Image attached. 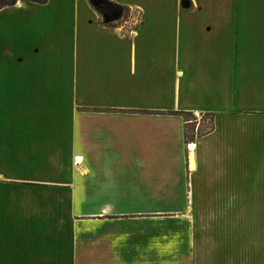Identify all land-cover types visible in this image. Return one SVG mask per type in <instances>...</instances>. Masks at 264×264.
Instances as JSON below:
<instances>
[{
    "label": "crops",
    "instance_id": "1",
    "mask_svg": "<svg viewBox=\"0 0 264 264\" xmlns=\"http://www.w3.org/2000/svg\"><path fill=\"white\" fill-rule=\"evenodd\" d=\"M110 1L140 15L135 32L87 0L0 10V264H218L203 203L250 201L222 186L264 155V0ZM186 113L213 130L187 142ZM158 169L182 173L126 182ZM157 202L184 203L177 225L128 206Z\"/></svg>",
    "mask_w": 264,
    "mask_h": 264
},
{
    "label": "rangeland",
    "instance_id": "2",
    "mask_svg": "<svg viewBox=\"0 0 264 264\" xmlns=\"http://www.w3.org/2000/svg\"><path fill=\"white\" fill-rule=\"evenodd\" d=\"M6 3L8 2L0 0V10L3 9ZM7 14L16 17L18 12H6V14L2 17V23ZM121 15L125 18H122ZM125 20H129V22L125 23ZM103 21L106 25H116L122 23L123 26L127 27L129 32L133 33L139 27L141 17L137 12L128 13L126 11L119 12L117 10L108 9L104 12ZM8 25H10L9 29L13 30L12 33L16 35L17 31L14 29V25ZM187 118L192 120V124L189 125L187 129V133L191 137L198 133L201 128V124L204 122L209 123L208 119L204 121L197 119L199 116H189ZM262 157L264 158V155L261 156L260 154H256V163H254L256 165H253V162L250 164L247 162L246 165H248V167H244L245 165L240 162V167L238 169L236 167V169L232 171L233 177L231 179L228 178L229 180L225 181L224 186H222V189L225 190H227L226 188L228 187L230 189L229 193L233 192L231 191L232 188L235 190L233 193L239 194L240 198L249 197L250 201H247L246 203H203L205 208L214 205L211 208L214 211V219L209 222V227H211V229H209L208 232L209 238L214 239L217 244L214 253H216V262H218V264H264V160ZM153 173L152 175L154 176L151 181L143 179L138 181L127 180L126 182H135L133 184L138 188L152 190L163 187H173V175H180L182 172L179 170L172 171L158 169L153 170ZM228 181L231 185H229ZM194 182L199 183V180L194 178ZM244 189H247V191H243ZM79 193L82 194L81 191H79ZM137 193L142 195H151L155 194L156 191L142 190ZM128 206L129 208L135 209L140 208L143 210L159 211L161 213V217L164 218L161 219V226H172V224L177 225L176 223H173L171 219H168V217H179L184 211V203L182 202H157L152 204L128 203ZM76 212L84 214L86 212V206L82 203H77ZM169 214L172 215L169 216ZM243 216H246L247 218ZM175 219L179 220V218ZM148 232H150V235L146 236ZM167 235L171 234L166 227L159 229L155 228L150 231L144 230L142 233L138 234V238H143L144 241L146 240L148 242L152 241L156 245L157 242L159 243V241L162 238L164 239L167 237ZM127 239L129 242L128 255L131 259L132 252L130 247L131 245L132 247L135 246L137 244V240L140 242V239H137L136 233L132 232L131 229L127 232ZM137 252L143 255L146 250L141 248V250H137ZM175 261L170 264H176ZM160 264L168 263L161 260ZM177 264L182 263L180 262Z\"/></svg>",
    "mask_w": 264,
    "mask_h": 264
},
{
    "label": "trees",
    "instance_id": "3",
    "mask_svg": "<svg viewBox=\"0 0 264 264\" xmlns=\"http://www.w3.org/2000/svg\"><path fill=\"white\" fill-rule=\"evenodd\" d=\"M3 1L8 2L3 7V8H5V7H8V6L16 5V3L19 0H3ZM29 1L38 2V3H45L47 0H40V1L29 0ZM87 1L91 5V7L95 10V12L98 14L101 24L104 25V26H107V27H114L115 25H106L104 23L103 19H104L105 10L113 9V10H117L119 12H125V11L128 12V13L131 12V10L128 7L122 6V5L117 4V3L113 2V1H110V0H87ZM121 17L125 18L123 15H121ZM184 116H185V118H187L189 116L193 117L194 115L191 114V113H186ZM205 118H210L209 123L204 122L203 129H199V131H198V133H196V135H193L191 137L187 133L188 127H187V129H185V139H186L187 142L193 141L195 136H199L200 134H206V133L210 132L211 130H213V128H214L213 115H205L202 119L204 120ZM185 121L189 122L191 120L187 118Z\"/></svg>",
    "mask_w": 264,
    "mask_h": 264
}]
</instances>
